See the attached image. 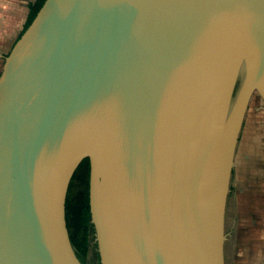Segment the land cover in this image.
Returning a JSON list of instances; mask_svg holds the SVG:
<instances>
[{"label":"water","instance_id":"water-1","mask_svg":"<svg viewBox=\"0 0 264 264\" xmlns=\"http://www.w3.org/2000/svg\"><path fill=\"white\" fill-rule=\"evenodd\" d=\"M263 88L264 0H45L0 72V264H83L66 197L85 157L103 264H226Z\"/></svg>","mask_w":264,"mask_h":264},{"label":"crops","instance_id":"crops-1","mask_svg":"<svg viewBox=\"0 0 264 264\" xmlns=\"http://www.w3.org/2000/svg\"><path fill=\"white\" fill-rule=\"evenodd\" d=\"M33 1L0 0V69L4 56L26 26ZM253 147V154L242 150L238 155L237 150L231 185L235 190L234 210L229 232L226 229L227 207L225 214L226 264H264V146L253 143Z\"/></svg>","mask_w":264,"mask_h":264},{"label":"trees","instance_id":"trees-1","mask_svg":"<svg viewBox=\"0 0 264 264\" xmlns=\"http://www.w3.org/2000/svg\"><path fill=\"white\" fill-rule=\"evenodd\" d=\"M44 2L45 0H35L30 3L29 16L24 30L33 21ZM90 172V158L85 157L72 176L66 197L68 229L72 243L80 259L88 255L90 248L89 242L92 229Z\"/></svg>","mask_w":264,"mask_h":264},{"label":"rangeland","instance_id":"rangeland-1","mask_svg":"<svg viewBox=\"0 0 264 264\" xmlns=\"http://www.w3.org/2000/svg\"><path fill=\"white\" fill-rule=\"evenodd\" d=\"M3 68V66H2ZM2 68L0 69V72L2 71ZM240 149L239 154H241V151L244 150L246 152H250V154H253V143H256L260 145V143H263L264 146V99L261 97L258 93H255L249 108L247 110L246 118H245V125L243 128V131L241 133L240 138ZM246 145L247 150H246ZM245 153V152H243ZM260 153V150H259ZM234 170L232 175V182L234 181ZM230 200L227 204V223H226V229L227 232L230 230V223L232 221L233 216V206H234V197H235V190L232 188L229 193ZM83 264H103L101 260V255L98 247V243L95 240V235L93 233L92 235V249L88 257L81 259Z\"/></svg>","mask_w":264,"mask_h":264},{"label":"bare ground","instance_id":"bare-ground-1","mask_svg":"<svg viewBox=\"0 0 264 264\" xmlns=\"http://www.w3.org/2000/svg\"><path fill=\"white\" fill-rule=\"evenodd\" d=\"M228 40L230 41L229 43V46L227 47L228 49H226L225 51V55L226 57L228 58L230 56V54H232L235 58L237 56H239L240 54L242 56H246L247 55V52L246 54L244 53V40H243V35H242V32L241 31H236V35L235 36H229L228 37ZM234 45V46H233ZM231 47V48H229ZM239 49V50H238ZM226 60L223 58V55L221 56V58L219 59V64H220V67L222 69H226L229 65V61ZM264 90V88H263ZM97 165H98V172L97 174L99 175V173H102L101 171V166L99 165V162H100V159L98 158L97 160ZM98 199H99V203L100 205H102V202H101V197H100V191L98 190ZM108 202V201H107ZM110 209V208H109ZM107 209L106 211L104 210L103 211V216H102V221L104 222V225L107 226V229L110 230V226H109V218L112 217V214H109L110 213V210Z\"/></svg>","mask_w":264,"mask_h":264},{"label":"flooded vegetation","instance_id":"flooded-vegetation-1","mask_svg":"<svg viewBox=\"0 0 264 264\" xmlns=\"http://www.w3.org/2000/svg\"><path fill=\"white\" fill-rule=\"evenodd\" d=\"M89 245H90V248H89L88 255L90 254V252H91V249H92V242H91ZM88 255H87L86 257H88Z\"/></svg>","mask_w":264,"mask_h":264}]
</instances>
